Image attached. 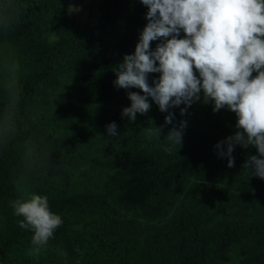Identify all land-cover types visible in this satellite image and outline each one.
I'll list each match as a JSON object with an SVG mask.
<instances>
[{
  "label": "trees",
  "instance_id": "trees-1",
  "mask_svg": "<svg viewBox=\"0 0 264 264\" xmlns=\"http://www.w3.org/2000/svg\"><path fill=\"white\" fill-rule=\"evenodd\" d=\"M65 1L14 0L17 18L6 34L0 29V51L14 50L23 70L16 133L0 146V264H264V179L242 168L257 150L236 145L229 168L215 147L237 131L236 115L201 101L183 116V104L161 112L149 98L146 114L122 116L128 93H143L117 88L115 69L134 53L148 9L140 0H103L95 25L66 30ZM51 34L57 38L46 41ZM4 104L0 85V111ZM198 108L203 123L193 126ZM169 112L174 120L165 124ZM182 121L181 145L169 154L164 139ZM112 122L115 137L106 131ZM149 127L160 137H149ZM25 141L39 153L27 173ZM21 175L63 219L39 257L29 255L31 233L10 207ZM56 247L68 251L67 262Z\"/></svg>",
  "mask_w": 264,
  "mask_h": 264
},
{
  "label": "clouds",
  "instance_id": "clouds-1",
  "mask_svg": "<svg viewBox=\"0 0 264 264\" xmlns=\"http://www.w3.org/2000/svg\"><path fill=\"white\" fill-rule=\"evenodd\" d=\"M147 7V24L139 36L133 54L123 57L116 69L117 88H138L129 92L131 104L122 116L136 120L137 113L146 114L151 101L161 112L185 105L183 116L194 102H212L213 111L227 109L237 117L234 135L215 147L221 157L232 156L236 145L254 147L257 155H250L242 168L250 175L264 179V0H140ZM19 9L14 0H0V29L5 34L16 20ZM181 32L184 33L180 38ZM159 40L153 50L151 42ZM3 94L5 104L0 111V146H6L16 133V113L21 88L18 80L19 64L7 60L4 65ZM256 73L253 76V73ZM159 77L149 83V74ZM198 73V75H197ZM173 113L165 116V124H172ZM173 126L165 137L164 151L171 154L181 145L183 129ZM107 135H117V125L106 126ZM149 137H160V129H144ZM23 166L31 172L39 162L37 145L25 141ZM21 195L10 201V207L21 229L29 231V255L46 254L50 241L63 225L61 215L51 211L46 195L28 191L27 177L15 181ZM67 262L69 253L63 247L53 249ZM74 251L83 257L76 246Z\"/></svg>",
  "mask_w": 264,
  "mask_h": 264
},
{
  "label": "rangeland",
  "instance_id": "rangeland-1",
  "mask_svg": "<svg viewBox=\"0 0 264 264\" xmlns=\"http://www.w3.org/2000/svg\"><path fill=\"white\" fill-rule=\"evenodd\" d=\"M103 0H66L63 3V7L66 10L67 20L63 23V27L66 30H73L77 26L82 24L95 25L99 18V6ZM57 38L56 35L51 34L45 37L46 41L52 42ZM14 60L19 64V72L23 71L19 62L18 54L14 50L7 52L0 51V85L4 83V65L7 60ZM18 72V74H19ZM201 102H203V93L201 92ZM203 110L198 108L195 110L194 114L189 118V123L193 126H201L203 123ZM51 128L48 132H52ZM63 133L60 130L58 133L54 131L56 137L61 136ZM87 168L86 166H83Z\"/></svg>",
  "mask_w": 264,
  "mask_h": 264
}]
</instances>
